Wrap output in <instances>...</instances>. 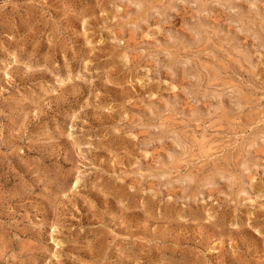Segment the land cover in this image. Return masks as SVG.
Instances as JSON below:
<instances>
[{"label":"rangeland","instance_id":"obj_1","mask_svg":"<svg viewBox=\"0 0 264 264\" xmlns=\"http://www.w3.org/2000/svg\"><path fill=\"white\" fill-rule=\"evenodd\" d=\"M0 264H264V0H0Z\"/></svg>","mask_w":264,"mask_h":264}]
</instances>
